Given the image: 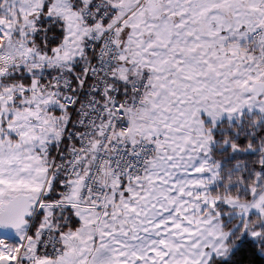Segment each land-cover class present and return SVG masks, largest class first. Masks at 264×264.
<instances>
[{
	"label": "snow or ice",
	"instance_id": "1",
	"mask_svg": "<svg viewBox=\"0 0 264 264\" xmlns=\"http://www.w3.org/2000/svg\"><path fill=\"white\" fill-rule=\"evenodd\" d=\"M0 264H264V0H0Z\"/></svg>",
	"mask_w": 264,
	"mask_h": 264
},
{
	"label": "water",
	"instance_id": "2",
	"mask_svg": "<svg viewBox=\"0 0 264 264\" xmlns=\"http://www.w3.org/2000/svg\"><path fill=\"white\" fill-rule=\"evenodd\" d=\"M14 230L13 229H0V235L5 236V237H14Z\"/></svg>",
	"mask_w": 264,
	"mask_h": 264
},
{
	"label": "rangeland",
	"instance_id": "3",
	"mask_svg": "<svg viewBox=\"0 0 264 264\" xmlns=\"http://www.w3.org/2000/svg\"><path fill=\"white\" fill-rule=\"evenodd\" d=\"M8 238H10V237H8ZM16 238H17V237H16L15 234H14V237H12V238H10V239L12 240V239H16Z\"/></svg>",
	"mask_w": 264,
	"mask_h": 264
},
{
	"label": "built area",
	"instance_id": "4",
	"mask_svg": "<svg viewBox=\"0 0 264 264\" xmlns=\"http://www.w3.org/2000/svg\"><path fill=\"white\" fill-rule=\"evenodd\" d=\"M4 237V236H3ZM8 238V237H7ZM8 239H10V238H8ZM11 240V239H10Z\"/></svg>",
	"mask_w": 264,
	"mask_h": 264
}]
</instances>
